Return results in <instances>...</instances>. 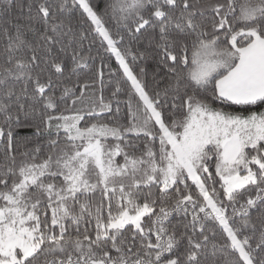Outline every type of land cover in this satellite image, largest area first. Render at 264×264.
Here are the masks:
<instances>
[{"label": "snow or ice", "instance_id": "snow-or-ice-1", "mask_svg": "<svg viewBox=\"0 0 264 264\" xmlns=\"http://www.w3.org/2000/svg\"><path fill=\"white\" fill-rule=\"evenodd\" d=\"M0 264H264V0H0Z\"/></svg>", "mask_w": 264, "mask_h": 264}, {"label": "trees", "instance_id": "trees-1", "mask_svg": "<svg viewBox=\"0 0 264 264\" xmlns=\"http://www.w3.org/2000/svg\"><path fill=\"white\" fill-rule=\"evenodd\" d=\"M111 63H112V65H113V67H115V60H114V59L112 60ZM118 159H119V158H118Z\"/></svg>", "mask_w": 264, "mask_h": 264}]
</instances>
